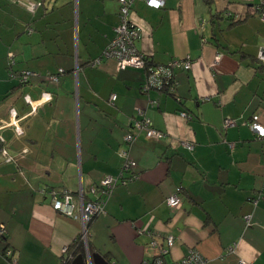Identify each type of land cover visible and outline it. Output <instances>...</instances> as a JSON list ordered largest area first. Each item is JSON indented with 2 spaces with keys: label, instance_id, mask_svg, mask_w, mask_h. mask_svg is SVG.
I'll return each mask as SVG.
<instances>
[{
  "label": "crops",
  "instance_id": "0c3cea01",
  "mask_svg": "<svg viewBox=\"0 0 264 264\" xmlns=\"http://www.w3.org/2000/svg\"><path fill=\"white\" fill-rule=\"evenodd\" d=\"M21 1L0 0V146L10 157L0 152V264H10L6 248L17 264H60L62 249L82 235L79 192L95 198L92 187L128 160L138 176L116 185L87 227V243L110 264L157 257L168 234L176 240L167 262L194 247L210 264H264V138L249 124L257 113L264 125L256 60L264 0H164L159 8L133 0L135 45L146 62H191L175 70L172 92L147 93L144 67L91 63L114 35L118 0H31L40 2L33 11ZM235 14L244 17L236 22ZM25 69L36 74L21 83ZM44 91L51 99L31 114L25 97ZM13 108L21 134L4 125ZM138 108L162 138L141 131L124 141ZM65 192L74 216L52 208ZM176 192L181 205L171 209L165 197Z\"/></svg>",
  "mask_w": 264,
  "mask_h": 264
},
{
  "label": "built area",
  "instance_id": "2783aa9c",
  "mask_svg": "<svg viewBox=\"0 0 264 264\" xmlns=\"http://www.w3.org/2000/svg\"><path fill=\"white\" fill-rule=\"evenodd\" d=\"M119 1V10H118V23L114 27V35L110 40L109 44L103 50L99 58L94 59L91 63L92 65L99 64L102 59H113L118 68H124L126 66H137L144 67L146 66V56L144 53L137 49L135 45V40L139 36V31L131 21V11L133 0H118ZM149 6L159 8L163 5L164 0H144ZM26 9L33 11L40 2H33L31 0H22L20 2ZM244 16L241 14H235L232 16L233 21L242 19ZM262 20H264V14H260ZM9 62H14V56L12 52L8 53ZM219 58V55H216V59ZM256 60L258 63L264 67V43L260 44L256 53ZM191 67V62L188 59H174L167 64H153L148 67L146 71V76L141 84V92H145L151 88L157 90H166L172 92L174 89V72L176 69L188 70ZM36 72L30 69L21 70L18 72L19 82H26L31 76L35 75ZM51 79H56L57 76L49 75ZM26 101L31 105L30 113L33 114L36 110L37 105L40 102H44L51 99L49 91H44L42 97L39 100H32L29 96L25 97ZM111 100L115 99V95H111ZM151 104H154L153 101H150ZM139 117L132 118L126 133L123 135L125 142L130 143L136 139V137L141 133L145 132V136L148 138H162L164 132L154 128L149 118L144 115V111L141 108L137 109ZM9 121L5 122L4 125L11 126L16 133H22L23 129L20 124V121L23 117L18 115L17 111L13 108L9 110ZM182 117L190 118L186 112L181 111L179 113ZM232 122L231 119H225L224 125H229ZM250 128L254 132L257 138H264V125L260 122L259 115L254 113L249 121ZM2 141V138H0ZM180 144L191 150L194 147V144L190 141H180ZM0 152L6 162L10 160V157L7 154L6 148L0 146ZM137 164L135 161L128 160L124 163L121 171L118 175H106L101 178L99 182L92 187V190L95 192L96 197L92 199H84L83 193L79 192V218L82 224V235L84 245H87V227L89 222L99 213L104 211L105 203L110 195L112 189L118 184H125L132 178L138 176V173H135ZM125 173H129L128 176H124ZM182 197L176 192L165 197V202L167 206L171 209L179 208L181 205ZM256 203V201H253ZM52 208L54 210L60 211L68 216H74L73 209L74 205L72 203V195L68 192L63 193L62 198H58L54 195ZM5 232V227L3 224L0 225V237H3ZM175 237L171 234H168L165 237V246H158L159 255L154 258L152 264H210L209 260L202 256L198 250L194 247H190L188 251L179 259H174L170 262L163 260L164 255L175 243ZM149 245L157 246V242L151 241ZM66 248L62 249L65 253ZM229 251L232 250V246L228 248ZM3 256L5 259H10V264H17L16 259H12V252L9 248L3 250ZM64 256V254H63ZM62 264V260L60 262ZM239 264H248L247 262L241 260Z\"/></svg>",
  "mask_w": 264,
  "mask_h": 264
},
{
  "label": "trees",
  "instance_id": "16d2710c",
  "mask_svg": "<svg viewBox=\"0 0 264 264\" xmlns=\"http://www.w3.org/2000/svg\"><path fill=\"white\" fill-rule=\"evenodd\" d=\"M237 22V21H236ZM150 65H153L152 63H150V62H147L146 63V66H145V71H148V67L150 66ZM146 76V75H145ZM93 220V219H92ZM91 220V221H92ZM90 221V222H91ZM90 222H89V224H90ZM89 224H88V226H89ZM4 237V236H3ZM2 238V237H1ZM88 241V240H87ZM88 245H87V248H88V250H89V252L91 253V252H95L94 250H93V248L90 246V244H89V242L87 243ZM84 253H85V247H84V242H83V239L81 238V236H78L77 238H76V240L74 241V242H72V244H70L67 248H66V250H65V253H64V256H62L61 258H62V264H71V261H72V259L76 256V255H78V254H82V255H84ZM101 254V253H100ZM102 255V254H101ZM103 256L106 258V260H108L107 259V257H106V255H104L103 254ZM153 260H154V258H152V259H149V258H147V259H145L144 261H143V263L142 264H152V262H153ZM163 260H165V258L163 257ZM109 261V260H108Z\"/></svg>",
  "mask_w": 264,
  "mask_h": 264
},
{
  "label": "water",
  "instance_id": "95a60500",
  "mask_svg": "<svg viewBox=\"0 0 264 264\" xmlns=\"http://www.w3.org/2000/svg\"><path fill=\"white\" fill-rule=\"evenodd\" d=\"M150 90L166 91V90H157L155 88H151V89H149L145 92H142V93H147ZM87 245H84V247H85L84 255H82V254L76 255L72 259L71 264H110V262L108 260H106V258L103 255H101L99 252L95 251V252L90 253L88 248H87Z\"/></svg>",
  "mask_w": 264,
  "mask_h": 264
},
{
  "label": "rangeland",
  "instance_id": "374dc122",
  "mask_svg": "<svg viewBox=\"0 0 264 264\" xmlns=\"http://www.w3.org/2000/svg\"><path fill=\"white\" fill-rule=\"evenodd\" d=\"M24 7V6H23Z\"/></svg>",
  "mask_w": 264,
  "mask_h": 264
}]
</instances>
